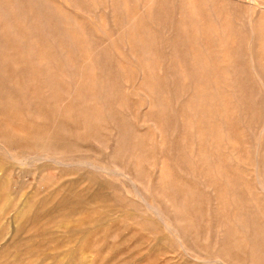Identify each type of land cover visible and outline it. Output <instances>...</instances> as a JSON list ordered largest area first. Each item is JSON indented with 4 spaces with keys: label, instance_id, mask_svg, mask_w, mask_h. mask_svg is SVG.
Segmentation results:
<instances>
[{
    "label": "rangeland",
    "instance_id": "rangeland-1",
    "mask_svg": "<svg viewBox=\"0 0 264 264\" xmlns=\"http://www.w3.org/2000/svg\"><path fill=\"white\" fill-rule=\"evenodd\" d=\"M145 1L86 0L81 11L69 0H51V13L60 20L55 32L48 26L34 30L0 5V203L16 204L0 217V264H250V252L264 264V52L258 47L264 29L257 27H264V2L154 0L144 10ZM137 7L121 37L114 18L124 14L126 20ZM67 17L86 19L87 26H67ZM16 123L39 128V136L19 132ZM37 155L43 161L30 159ZM61 156L76 166H57L53 159ZM82 159L113 168L107 175L77 166ZM214 252L221 263L207 257Z\"/></svg>",
    "mask_w": 264,
    "mask_h": 264
},
{
    "label": "bare ground",
    "instance_id": "bare-ground-1",
    "mask_svg": "<svg viewBox=\"0 0 264 264\" xmlns=\"http://www.w3.org/2000/svg\"><path fill=\"white\" fill-rule=\"evenodd\" d=\"M54 1V0H53ZM86 0H69V2H70V4H71V6H72V4H73V6H75L76 8H78V9H81V11H83L84 9V2H85ZM90 3H94V5H98V4H102V3H105L107 0H88ZM113 1V0H112ZM174 1V0H173ZM253 1V0H252ZM260 1H263L264 2V0H260ZM154 2V0H146L143 4H142V7H143V9L144 10H146L147 8H149L150 7V5L152 4ZM255 2V1H254ZM263 2H262V4H263ZM60 3V2H59ZM63 3V2H62ZM126 3L127 4H131V0H126ZM178 3V2H177ZM253 3V2H252ZM251 3V4H252ZM255 3H257V2H255ZM51 4V0H0V5L2 6V8L4 9V11L3 12H5V14L8 16V13H10V11H16V12H18V14L21 16V18L23 19V21H24V23H25V25H27L28 27H30V28H33L34 30H41V29H43L44 27H46V26H48V28L51 30V29H53L52 31H56L57 30V28L60 26V20H59V18L58 17H55V15H52V13H51V11H52V6L50 5ZM174 4V3H173ZM254 4V3H253ZM253 4H252V6H253ZM62 5V4H61ZM67 5V4H66ZM113 6H114V4H112ZM257 5V4H256ZM70 6V7H71ZM88 6V5H87ZM251 6V7H252ZM69 7V8H70ZM141 7V6H140ZM223 7V6H222ZM221 7V8H222ZM258 7V6H257ZM153 8V7H152ZM208 8H209V6H208ZM253 8V7H252ZM71 9V8H70ZM83 9V10H82ZM255 9V8H254ZM73 10H74V8H73ZM86 10V9H85ZM91 10V9H90ZM116 10V9H115ZM152 10V9H151ZM211 10V9H210ZM69 11V10H68ZM79 11V10H78ZM99 11V10H98ZM262 11H264V10H262ZM70 12H72V11H70ZM87 12V11H86ZM92 12V11H91ZM175 12V11H174ZM72 13H74V12H72ZM93 13V12H92ZM138 7H137V9L135 10V12L133 11H128L127 12V18H126V20H124V14L122 15L121 14V16L119 17V18H117V17H115L114 18V24L118 27V29H117V33L121 36V37H123V34H124V32L125 31H127L129 28H130V26L132 25V23H133V21L136 19V17H137V15H138ZM150 13V10H148V14ZM213 13V12H212ZM256 13V12H255ZM258 13V12H257ZM256 13V14H257ZM47 14H50V16L51 17H49ZM260 14V13H259ZM12 15V14H11ZM77 16V15H76ZM91 16V15H90ZM96 16V15H95ZM219 16V15H218ZM262 16H263V14H262ZM261 16V18L262 19H264L263 17ZM9 17H10V15H9ZM80 17H83V16H81V14H80ZM92 17H93V15H92ZM97 17V16H96ZM173 17H175V16H173ZM177 17H178V15H177ZM196 17V16H195ZM215 17V16H214ZM254 17H255V14H254ZM1 18V17H0ZM88 18H89V16H88ZM224 18V17H223ZM256 18L257 17H255V20H254V23H256L255 21H256ZM13 19V18H12ZM65 19V18H64ZM91 19H93V18H91ZM261 19V20H262ZM14 20V19H13ZM86 19H84V20H80V19H78L77 17L76 18H74L73 20H71L69 17H67L66 19H65V25H67V26H72V27H76L77 28V26H81V27H83V29L87 26V23H86V21H85ZM94 20V19H93ZM92 20V22H94ZM96 20V19H95ZM257 20H259V18L257 19ZM12 21V20H11ZM102 21L104 22V20L102 19ZM142 21H145V20H142ZM216 21H217V19H216ZM232 21V20H231ZM231 21L229 22V23H231ZM260 21V20H259ZM8 22V21H7ZM14 22V21H13ZM22 22V21H21ZM90 22V21H89ZM88 22V23H89ZM175 22H176V20H175ZM174 22V23H175ZM264 23V22H263ZM17 24V23H16ZM257 24V23H256ZM19 26V25H18ZM115 26V27H116ZM171 26H172V24H171ZM199 26V25H198ZM65 27V26H64ZM97 27V26H96ZM258 28H260V30H262V29H264V27L262 26V25H259V22H258V26H257ZM71 28V27H70ZM69 28V29H70ZM239 28V27H238ZM64 29V28H63ZM240 29V28H239ZM252 29V28H251ZM19 30H20V27H19ZM77 30V29H76ZM133 30V29H132ZM220 30V29H219ZM68 31V30H67ZM75 31V30H74ZM80 31V30H79ZM248 31V30H247ZM37 32V31H36ZM64 32V31H63ZM78 32V31H77ZM176 32V31H175ZM220 32V31H219ZM243 32V31H242ZM250 32V31H249ZM263 32V31H262ZM24 33V32H23ZM35 33V32H34ZM38 33V32H37ZM165 34H166V31L164 32ZM260 33V32H259ZM85 34V33H84ZM34 35V34H33ZM35 35H36V33H35ZM34 35V36H35ZM81 35H83V34H81ZM251 34L249 33V36H250ZM21 36V35H20ZM55 36H57V35H55ZM144 36H145V34H144ZM222 36V35H221ZM220 36V37H221ZM249 36H247V38L249 37ZM19 37V36H18ZM38 37V36H37ZM148 37V36H147ZM162 37V36H161ZM216 37V36H215ZM218 37V36H217ZM241 37V36H240ZM41 38V37H40ZM134 38V37H133ZM256 38V37H255ZM31 39V38H30ZM251 39V38H250ZM259 39V42H258V47H259V49H262V51L264 52V34L260 37V38H258ZM33 40H35V39H33ZM136 40H137V38H136ZM168 40V39H167ZM239 40H240V38H239ZM244 40V39H243ZM249 40V39H248ZM247 40V41H248ZM58 41V40H57ZM62 40H60V42H61ZM85 41V40H84ZM83 41V42H84ZM218 41V40H217ZM224 41V40H223ZM242 41V40H241ZM258 41V40H257ZM109 42V41H108ZM111 43V42H110ZM162 43V42H161ZM225 43V42H224ZM249 43V42H248ZM40 44V43H39ZM77 44V43H76ZM84 44V43H83ZM122 44V43H121ZM136 44V43H135ZM137 44H140V42H138ZM241 44V43H240ZM245 44H247V43H245ZM255 44V43H254ZM254 44H252V46L254 45ZM1 45V44H0ZM3 45V44H2ZM62 45H64V44H62ZM223 45V44H222ZM251 45V44H250ZM255 45H257V44H255ZM11 46V45H10ZM35 45H33V47H34ZM41 46H43V45H41ZM160 46H162V45H160ZM14 47V45L12 46V48ZM69 47V46H68ZM108 47V46H107ZM137 47H138V45H137ZM170 47V46H169ZM246 48H247V46H245ZM253 47H255V46H253ZM252 47V48H253ZM11 48V49H12ZM15 48V47H14ZM13 48V49H14ZM41 48V47H40ZM43 48V47H42ZM46 48H47V46H46ZM46 48H45V50H46ZM63 48V47H62ZM71 49H72V47H70ZM80 48H82V47H80ZM199 48H201V47H199ZM245 48V49H246ZM13 49L11 50V51H13ZM44 49V48H43ZM49 49H51V48H49ZM64 49V48H63ZM70 49V50H71ZM84 50H86L85 48H83ZM139 49V48H138ZM162 49H163V47H162ZM167 49V48H166ZM258 49V50H259ZM108 50H109V47H108ZM171 50V49H170ZM247 50V49H246ZM249 50V49H248ZM247 50V51H248ZM254 50H255V48H254ZM81 51H82V49H81ZM103 51V50H102ZM260 51V50H259ZM85 52V51H84ZM105 52V51H104ZM139 52H140V49H139ZM169 52V51H168ZM228 52V51H227ZM250 52V51H249ZM249 52H247V54L249 53ZM254 52V51H253ZM14 53V52H13ZM16 53V52H15ZM20 53V52H19ZM145 53V52H144ZM246 53V52H245ZM21 54V53H20ZM114 54V53H113ZM168 54V53H167ZM228 54V53H227ZM240 54V53H239ZM9 55H10V52H9ZM27 55V54H26ZM30 55H32L31 54V52L29 53V56ZM69 55H72L73 56V60L75 61V59H74V57H75V51H70L69 52ZM86 55H87V53H86ZM144 55H146V54H144ZM81 56V55H80ZM205 56V55H204ZM228 56V55H227ZM248 56H251V55H248ZM14 56H12V58H13ZM20 57H21V55H20ZM27 57V56H26ZM33 57V56H32ZM71 57V56H70ZM102 57H104V56H102ZM153 57V56H152ZM245 57H246V55H245ZM12 58L10 57V59L12 60ZM16 58V57H15ZM75 58H77V57H75ZM79 58V57H78ZM78 58H77V60H78ZM83 58V57H82ZM85 58H87V57H85ZM105 58V57H104ZM118 58V57H117ZM142 58V57H141ZM154 58V57H153ZM219 58H221V57H219ZM247 58V57H246ZM19 60H20V58H18ZM22 59H24V58H22ZM109 59V58H108ZM119 59V58H118ZM164 59H165V57H164ZM244 59V58H243ZM259 59V58H258ZM263 59V58H262ZM16 60H17V58H16ZM45 60V59H44ZM79 60H81V59H79ZM99 60V59H98ZM143 60V59H142ZM199 60V59H198ZM201 61H202V58L200 59ZM204 60V59H203ZM244 60H246V59H244ZM247 60H249V59H247ZM13 61H14V58H13ZM18 61V60H17ZM16 61V62H17ZM46 61V60H45ZM90 61H91V58L90 57H88L85 61H83L84 62V64H85V62L86 63H90ZM128 61V60H127ZM150 61V60H149ZM230 61V60H229ZM253 61V60H252ZM264 61V60H263ZM83 62H82V64H83ZM99 62V61H98ZM129 62V61H128ZM131 62V61H130ZM22 63H25V59H24V62H22ZM75 63V62H74ZM120 63V62H119ZM135 63V62H134ZM142 63H143V61H142ZM149 63V62H148ZM243 63H245V62H243ZM247 63V62H246ZM28 64V63H27ZM51 64V63H50ZM73 64V63H72ZM81 64V63H80ZM123 64H124V62H123ZM221 64H222V62H221ZM31 65V64H30ZM30 65H28V66H30ZM108 65V64H107ZM126 65H128L127 64V62H126ZM151 65V64H150ZM149 65V66H150ZM223 65V64H222ZM251 65H253V64H251ZM258 65V64H257ZM50 66V65H49ZM133 66V64L131 65V67ZM163 66V65H162ZM202 66V65H201ZM224 66V65H223ZM243 66V65H242ZM35 67V66H34ZM43 68V66H40V68ZM82 67V66H81ZM103 67V66H102ZM106 67V66H105ZM126 67V66H125ZM128 67V66H127ZM250 67V66H249ZM254 67V66H253ZM253 67H252V69H253ZM49 68V67H48ZM101 68V67H100ZM107 68V67H106ZM106 68H103V69H106ZM109 68V67H108ZM108 68L106 69V70H108ZM149 68V67H148ZM222 68V67H221ZM256 69L258 68V67H255ZM255 68L253 69V70H255ZM262 68H264V66L262 67ZM36 69H38V68H36ZM51 69V68H50ZM49 69V70H50ZM54 69V68H53ZM69 69V68H68ZM112 69V68H111ZM128 69V68H127ZM224 69V68H223ZM27 70H28V67H27ZM35 70V69H34ZM52 70V69H51ZM109 70H110V68H109ZM152 70V69H151ZM252 70V71H253ZM38 71H40V70H38ZM37 71V72H38ZM48 71V70H47ZM54 71V70H53ZM82 71H83V69H82ZM82 71H81V73H82ZM111 71V70H110ZM113 71H114V68L112 69V71H111V73L113 74ZM128 71H131V70H128ZM231 71V70H230ZM257 71V70H256ZM255 71V72H256ZM23 72V71H22ZM36 72V73H37ZM51 71H49L48 73H50ZM117 72V71H116ZM125 72H127V71H125ZM140 72V71H139ZM241 72H242V70H241ZM254 72V71H253ZM260 72V71H259ZM23 73H26L25 71L23 72ZM68 73V72H67ZM81 73H80V75H81ZM98 73V72H97ZM122 72H120V74H121ZM231 73V72H230ZM243 73V72H242ZM32 75H33V73H31ZM51 74H52V72H51ZM55 74V73H54ZM58 74V73H57ZM69 74V73H68ZM112 74H111V76H112ZM253 74V73H252ZM27 75V74H26ZM30 75V74H29ZM59 75V74H58ZM150 75V74H149ZM230 75V74H229ZM244 75V74H243ZM254 76H255V78H258V77H256V73L255 74H253ZM261 75L263 76V74H262V72H261ZM260 75V76H261ZM48 76H50V79H52V77H51V75H48ZM53 76V75H52ZM102 76V75H101ZM105 76V75H104ZM120 76H122V75H120ZM163 75H161V77H162ZM30 77V76H29ZM55 77V76H54ZM58 77V76H57ZM56 77V78H57ZM91 77H93V75L91 76ZM123 77V76H122ZM121 77V78H122ZM152 77V76H151ZM168 77V76H167ZM166 78V77H165ZM169 78V77H168ZM27 79H29L30 80V78H27ZM123 79V78H122ZM150 79V78H149ZM153 79V78H152ZM210 79V78H209ZM244 79H245V77H244ZM260 79V78H259ZM41 80V79H40ZM57 80V79H56ZM70 80V79H69ZM125 80V79H124ZM154 80V79H153ZM224 80H225V78H224ZM258 80V79H257ZM28 81V80H27ZM165 81H167V80H165ZM210 81V80H209ZM260 81H262L263 82V80H260ZM18 82V81H17ZM16 82V83H17ZM53 82V81H52ZM57 82H58V80H57ZM64 82V81H63ZM85 82H86V80H85ZM93 82H95V81H93ZM103 82V81H102ZM170 82V81H169ZM61 83H62V81H61ZM89 83H90V81H89ZM165 83H167V82H165ZM257 83H258V81H257ZM29 84H31V83H29ZM45 84V83H44ZM53 84H55V82L53 83ZM52 84V85H53ZM110 84V86H111V83H109ZM144 84V83H143ZM234 84V83H233ZM261 84V83H260ZM52 85H50V86H52ZM66 85V84H65ZM104 85V84H103ZM153 85V84H152ZM154 85H156V84H154ZM231 85V84H230ZM24 86V85H23ZM26 86V85H25ZM60 86V85H59ZM58 86V84H57V87H59ZM84 86H85V84H84ZM89 86V85H88ZM87 86V87H88ZM16 87V86H15ZM28 89H29V87H28V85L26 86ZM47 87V86H46ZM56 87V86H55ZM61 87V86H60ZM136 87V86H135ZM148 87V86H147ZM213 87V86H212ZM262 87H263V85H262ZM51 88V87H50ZM99 88H101V87H99ZM247 88H248V86H247ZM264 88V87H263ZM4 89H6V88H4ZM28 89H27V91H28ZM31 89H32V87H31ZM94 89H96L95 87H94ZM147 89V88H146ZM1 90V89H0ZM54 90V89H53ZM61 90V89H60ZM65 90H66V88H65ZM64 90V91H65ZM100 90V89H99ZM108 90V89H107ZM214 90V89H213ZM264 90V89H263ZM3 91V90H2ZM50 91H51V89H50ZM55 91V90H54ZM53 91V92H54ZM57 91V90H56ZM70 91V90H69ZM68 91V92H69ZM95 91V90H94ZM103 91V90H102ZM29 92H31L32 93V90L30 91V89H29ZM48 92V91H47ZM63 92V91H62ZM86 92V91H85ZM147 92V91H146ZM151 92V91H150ZM201 92V91H200ZM227 92V91H226ZM6 93V92H5ZM72 93V92H71ZM98 93V92H97ZM148 93H149V91H148ZM163 93V92H162ZM165 93V92H164ZM227 93H229V92H227ZM41 94V93H40ZM45 94H46V92H45ZM54 94H56L55 92H54ZM57 94H58V92H57ZM83 94V93H82ZM93 94V93H92ZM155 94V93H154ZM234 94V93H233ZM233 94H232V96H233ZM5 95V94H4ZM3 94H2V96H4ZM38 95V94H37ZM59 95V94H58ZM88 95V94H87ZM91 95V94H90ZM107 95V94H106ZM1 96V98H3ZM9 96V95H8ZM48 96V95H47ZM47 96H45V98H47ZM67 96V95H66ZM82 96V95H81ZM86 96V95H85ZM85 96H84V98H85ZM91 96H93V95H91ZM109 96V95H108ZM217 96V95H216ZM29 97H31V95L29 96ZM60 97H63L62 95H60ZM95 97H97V96H95ZM99 97V96H98ZM102 97V96H101ZM144 97V96H143ZM215 97V96H214ZM8 98V97H7ZM32 98H34L33 96H32ZM87 98V97H86ZM104 98V97H103ZM146 98V97H145ZM167 98H168V96H167ZM166 98V99H167ZM218 98V97H217ZM258 98V97H257ZM10 99V98H9ZM7 100V101H10V100ZM31 99V98H30ZM53 100L55 99V97L54 98H52ZM50 100V101H53V100ZM57 99L59 100V102H58V104L59 103H61L62 105H64V104H66V103H64L63 104V100H65V99H61L62 101H60V98L59 97H57ZM107 99H108V97H107ZM259 99V98H258ZM261 99H263L264 100V98H262L261 97ZM2 100V99H1ZM32 101H34L33 99H31ZM37 100V99H36ZM124 100V102L126 101V99H123ZM144 100V99H143ZM148 100V99H147ZM146 100V101H147ZM219 100V99H218ZM235 100V99H234ZM257 100V99H256ZM48 100H45V102H47ZM55 101V100H54ZM67 101V100H66ZM65 101V102H66ZM95 101V100H94ZM105 101H107V100H105ZM149 101V100H148ZM252 101V100H251ZM254 101V100H253ZM11 102V101H10ZM56 102V101H55ZM55 102H54V104H52L53 106L55 105ZM71 102V101H70ZM74 102V101H73ZM181 102V101H180ZM216 102V101H215ZM220 102H221V100H220ZM31 103V102H30ZM51 103V102H50ZM91 103V102H90ZM95 103H96V101H95ZM98 103V102H97ZM106 103H108V101L106 102ZM144 103H145V101H144ZM150 103L152 104V100H150ZM179 103V102H178ZM3 104H4V102H3ZM27 104V103H26ZM46 104H48V103H45L44 105H46ZM60 104V105H61ZM112 104V103H111ZM146 104V103H145ZM5 105V104H4ZM43 105V106H44ZM49 105V104H48ZM96 104H94V106H95ZM99 105V104H98ZM113 105V104H112ZM154 105V104H153ZM68 106V105H67ZM255 106H256V104H255ZM263 105H261V107H262ZM35 107V105L33 106V108ZM37 107V106H36ZM42 107V106H41ZM89 107V106H88ZM101 107V106H100ZM156 107V106H155ZM222 107V106H221ZM260 107V106H259ZM32 108V109H33ZM38 108V107H37ZM47 108V107H46ZM57 108H59V105H58V107ZM62 108H63V106H62ZM91 108V107H90ZM103 108V107H102ZM158 108V107H157ZM255 108H257V107H255ZM25 109V108H24ZM42 110H43V107L41 108ZM49 109H50V107H49ZM55 109V108H54ZM61 109V108H60ZM63 109H65V107L63 108ZM92 109V108H91ZM10 110H11V108H10ZM12 110H13V108H12ZM16 110H17V108H16ZM35 111H36V109H34ZM39 110V109H38ZM37 110V111H38ZM42 110H40V111H42ZM47 110V109H46ZM58 110V109H57ZM62 110V109H61ZM69 110V109H68ZM90 110V109H89ZM92 110H94V109H92ZM109 109H107L106 111H108ZM220 110V109H219ZM241 110V109H240ZM19 111H21V110H19ZM39 111V112H40ZM66 111H67V108H66ZM233 111V110H232ZM235 111V110H234ZM64 112V111H63ZM154 112V111H153ZM29 113V112H28ZM41 113V112H40ZM39 113V118H40V114ZM44 114L45 113H47V112H43ZM42 113V114H43ZM61 113V112H60ZM65 113V112H64ZM71 113V112H70ZM191 113V112H190ZM34 115H35V113H34ZM33 115V116H34ZM58 115H59V110H58ZM65 115H66V113H65ZM69 115V114H68ZM67 115V116H68ZM96 115H97V113H96ZM116 116H117V114H115ZM153 115V114H152ZM8 116V115H7ZM18 116H20V115H18ZM17 116V117H18ZM38 115H36V117H37ZM71 116V115H70ZM155 116V115H154ZM160 116V115H159ZM227 116V115H226ZM233 116V115H232ZM241 116V115H240ZM250 116V115H249ZM23 117V116H22ZM21 117V118H22ZM42 117H43V115H42ZM60 116H58V118H59ZM97 117H99V116H97ZM161 117V116H160ZM15 118V117H14ZM38 118V117H37ZM48 118H49V116H48ZM63 118V117H62ZM113 118V117H112ZM224 118V117H223ZM239 118V117H238ZM8 119V118H7ZM115 119H117V118H115ZM161 119V118H160ZM191 119V118H190ZM190 119H189V121H190ZM233 119V118H232ZM241 119V118H240ZM12 120V119H11ZM38 120V119H37ZM247 120V119H246ZM39 121V120H38ZM45 121V120H44ZM44 121H42V122H44ZM161 121V120H160ZM192 121H194L193 119H192ZM242 121V120H241ZM46 122V121H45ZM97 122V121H96ZM219 123H220V121H218ZM4 123H8V122H4ZM9 123H11V122H9ZM192 123V122H191ZM51 124V123H50ZM50 124L48 123V125L50 126ZM59 124V127H60V130H62V128H61V126H60V123H58ZM99 124V123H98ZM151 124V123H150ZM179 124V123H178ZM189 124H190V122H189ZM260 124V123H259ZM14 125V124H13ZM16 125H17V123H16ZM15 125V126H16ZM46 125V124H45ZM53 125V124H52ZM219 125H221V124H219ZM257 125V124H256ZM261 125V124H260ZM14 126V127H15ZM19 125H17V127H18ZM28 126H29V124H28ZM28 126H26V127H23L22 125H21V127H18L17 129H18V131L19 132H22L23 134L24 133H27V134H29V133H34L36 136H39V132L37 131L39 128H37L38 126H36V130H35V128H34V130H32V129H26ZM55 126H56V124H55ZM54 126V127H55ZM192 126V125H191ZM40 127H42V126H40ZM52 127V126H51ZM58 127V126H57ZM64 127V126H63ZM66 127V126H65ZM79 127H81V126H79ZM91 127V126H90ZM89 127V128H90ZM100 127V126H99ZM179 127V126H178ZM254 127V126H253ZM6 128H7V126H6ZM49 128V127H48ZM53 128V127H52ZM51 128V129H52ZM88 128V131H90V129ZM92 128V127H91ZM222 128V127H221ZM55 130H56V128H54ZM64 129V128H63ZM66 129H68V128H66ZM79 129V128H78ZM82 129V128H81ZM80 129V130H81ZM83 129H84V126H83ZM86 129V128H85ZM108 129V128H107ZM262 129V128H261ZM53 130V129H52ZM60 130H58V132L60 131ZM65 130V129H64ZM69 130V129H68ZM87 130V129H86ZM85 130V131H86ZM92 130V129H91ZM93 130H94V128H93ZM98 130V129H97ZM96 130V131H97ZM104 130H106V129H104ZM112 130V129H111ZM125 130V129H124ZM123 130V131H124ZM129 130V129H128ZM171 130V129H170ZM195 130V129H194ZM250 130H251V128H250ZM9 131V130H8ZM35 131V132H34ZM71 131V130H70ZM69 131V132H70ZM95 131V132H96ZM109 131H110V128H109ZM127 131V130H126ZM130 131V130H129ZM191 131V130H190ZM7 132V131H6ZM18 132V133H19ZM57 132V133H58ZM64 132V131H63ZM102 132V131H101ZM193 132V131H192ZM15 133H16V131H15ZM71 133V132H70ZM91 133V132H90ZM94 133V132H93ZM130 133H132L131 131H130ZM164 133V132H163ZM226 133V132H225ZM259 133V132H258ZM33 134V135H34ZM63 134V133H62ZM61 134V135H62ZM85 134H86V132H85ZM87 134H88V132H87ZM86 134V135H87ZM96 134V133H95ZM154 134V133H153ZM22 135V134H21ZM58 135H59V133H58ZM60 135V136H61ZM64 135V134H63ZM82 135V134H81ZM97 135V134H96ZM193 135V134H192ZM22 136H24V135H22ZM59 136V137H60ZM91 136V135H90ZM104 136V135H103ZM115 136V135H114ZM137 136V135H136ZM163 136V135H162ZM224 136V135H223ZM254 136H256V135H254ZM253 136V137H254ZM26 137V136H25ZM59 137H58V139H59ZM96 137H98V136H96ZM96 137H93V138H96ZM105 137V136H104ZM124 137H126V136H124ZM131 137V136H130ZM226 137V136H225ZM261 137V136H260ZM83 138V137H82ZM88 138V137H87ZM93 138H91L93 141H95ZM102 138V137H101ZM101 138L100 137H98L97 139H100L101 140ZM112 138V137H111ZM115 138V137H114ZM114 138H113V140H114ZM122 138H123V135H122ZM121 138V139H122ZM138 138V136L136 137V139ZM255 138V137H254ZM84 139V138H83ZM109 139V138H108ZM119 139V138H118ZM118 139H116L117 141H118ZM121 139H120V141H121ZM250 139H252V138H250ZM60 140V139H59ZM227 140H228V138H227ZM227 140H226V142H227ZM249 140V139H248ZM254 140V139H253ZM258 140V139H257ZM102 141V140H101ZM119 141V142H120ZM157 141H159L158 139H157ZM96 142V141H95ZM118 142V143H119ZM122 142V141H121ZM124 143V142H123ZM136 142H134V144H135ZM192 143V142H191ZM237 143V142H236ZM61 144H63V143H61ZM106 144H108L109 145V141H108V143H106ZM116 144V143H115ZM228 144H229V142H228ZM258 144V143H257ZM105 145V144H104ZM127 145V144H126ZM192 145V144H191ZM226 145V144H225ZM244 145V144H243ZM255 145V144H254ZM59 146V145H58ZM61 146V145H60ZM59 146V147H60ZM101 146V145H100ZM115 146H117V144L115 145ZM121 145H119V147H120ZM132 146H135V145H132ZM142 146H143V144H142ZM55 147V146H54ZM191 147V146H190ZM189 147V148H190ZM196 147V146H195ZM246 147V146H245ZM253 148H254V146H252ZM57 148V144H56V147H55V149ZM116 149H117V147H115ZM120 148H124V150H128V149H125L126 148V146H124V144H123V146H121ZM192 149H193V146L191 147ZM263 148V147H262ZM261 148V149H262ZM65 149V148H64ZM252 149V148H251ZM256 149H257V147H256ZM260 149V150H261ZM60 150V149H59ZM63 150V149H62ZM115 150V149H114ZM113 150V151H114ZM122 150V149H121ZM120 149H119V151H121ZM130 150V149H129ZM249 150V149H248ZM253 150V149H252ZM56 151V150H55ZM108 151V150H107ZM131 151V150H130ZM251 151V150H250ZM47 152V151H46ZM48 152H49V150H48ZM52 152H53V149H52ZM59 152V151H58ZM126 151H124V153H125ZM197 152H198V150H197ZM196 152V153H197ZM228 152V151H227ZM259 152H261V151H259ZM258 152V153H259ZM62 153H63V151H62ZM62 153H60V154H62ZM114 153H116L115 151H114ZM118 153V152H117ZM119 153H122V152H119ZM131 153H132V151H131ZM135 153V152H134ZM253 153H254V151H253ZM257 153V152H256ZM256 153H255V155H256ZM42 154H44V153H42ZM48 154V153H47ZM57 154V153H56ZM126 154V153H125ZM130 154V153H129ZM195 154V153H194ZM202 154V153H201ZM204 154V153H203ZM218 154V153H217ZM230 154V153H229ZM250 154H252V153H250ZM41 155V154H40ZM38 156L37 158H35V157H30V159H35V161H36V159H37V161L40 159V160H42L43 161V159H44V157H46L47 155L45 154V156L44 157H42V156ZM120 155V154H119ZM119 155H117V156H119ZM123 156H125L124 154H122ZM127 155V154H126ZM134 155V154H133ZM136 155H138L137 153H136ZM254 155V156H255ZM53 156H55L54 154H53ZM58 156L60 157V155L58 154ZM63 156V155H62ZM61 156V159L62 160H58V159H55V157H54V159L53 160H55L54 162L57 164V166H59L60 164H63V165H69V166H72L74 163H72L73 162V160L71 159V160H69L68 159V161L67 160H64L63 159V157ZM112 156H115V154H113ZM123 156H122V158H123ZM135 156V155H134ZM195 156V155H194ZM49 157H51L50 155H49ZM127 157L128 156H126V159H127ZM138 157H139V155H138ZM137 157V158H138ZM141 157V156H140ZM139 157V158H140ZM188 157H190V156H188ZM251 157V156H250ZM255 157H257V156H255ZM46 158H48V157H46ZM70 158V157H69ZM114 158H116V156L114 157ZM249 158V157H248ZM252 158V157H251ZM16 159V158H15ZM67 159V158H66ZM113 159V158H112ZM121 158L119 157V160H120ZM126 159H124V161L126 160ZM133 159H135V158H133ZM255 159V158H254ZM253 159V160H254ZM259 159H260V157H259ZM17 160V159H16ZM39 160V161H40ZM47 160H49V158L47 159ZM114 160V159H113ZM132 160V159H131ZM137 160V159H136ZM141 160V159H140ZM205 160V159H204ZM232 160V159H231ZM239 160V159H238ZM20 161V163L19 164H23L25 161H26V159H23V160H19ZM33 161V160H32ZM38 161V162H39ZM46 161V160H45ZM115 161V160H114ZM113 161V162H114ZM16 162V161H15ZM41 162V161H40ZM54 163V164H55ZM72 163V165H70ZM76 163H77V166H82V167H91V168H93V169H95V170H97V172H104V173H107V175H108V171L110 170H108L107 168H110L111 166H108L107 168H106V166H104V165H102V164H100L99 163V165H97V164H95V163H93V162H91V161H87V160H77L76 161ZM121 163V162H120ZM122 163H123V161H122ZM127 162H125L124 164H126ZM78 164H80V165H78ZM257 164V163H256ZM62 165V166H63ZM66 165V166H67ZM75 165V164H74ZM106 165H108V164H106ZM132 165V164H131ZM134 165H136V162H135V164ZM22 166V165H21ZM76 166V165H75ZM137 166V165H136ZM60 167V166H59ZM194 167V166H193ZM206 167V166H205ZM211 167H213V166H211ZM111 168H113V167H111ZM134 168H136V167H134ZM138 168V167H137ZM242 168H243V166H242ZM245 168V167H244ZM253 168V167H252ZM255 168V167H254ZM213 169V168H212ZM124 170V169H123ZM137 170V169H136ZM195 170V169H194ZM252 170H254V169H252ZM135 171V170H134ZM213 171V170H212ZM256 171V170H255ZM254 171V172H255ZM124 172V171H123ZM135 172H137V171H135ZM138 172H139V170H138ZM215 172V171H214ZM118 173V172H117ZM256 173V172H255ZM254 173V175L256 176V174ZM119 174L120 175H122V176H124L123 178H125L126 177V175H125V173H121V172H119ZM134 174V173H133ZM160 174L162 175L163 173H161L160 172ZM210 174V173H209ZM250 174H252V173H250ZM135 175H137V174H135ZM134 175V176H135ZM214 175V174H213ZM253 175V176H254ZM261 175H262V173H261ZM170 177V176H169ZM204 177V176H203ZM251 177V176H250ZM263 177V179H264V175L262 176ZM5 178V177H4ZM127 178H128V174H127ZM172 178V177H171ZM215 178H216V176H215ZM126 179V178H125ZM129 179H131V178H129ZM133 179H134V177H133ZM135 179H138V178H136L135 177ZM140 179V178H139ZM170 179V178H169ZM204 179H205V177H204ZM219 179V178H218ZM222 179H223V177H222ZM262 179V180H263ZM165 180V179H164ZM207 180V179H206ZM217 180V179H216ZM253 180H257V177H256V179H253ZM125 181V180H124ZM123 181V182H124ZM127 181V180H126ZM131 181V180H130ZM138 181V180H137ZM140 181V180H139ZM143 181V180H142ZM166 181V180H165ZM169 181H173L174 182V179L172 180H169ZM176 181V180H175ZM204 181V180H203ZM244 181H246L245 179H244ZM128 182V181H127ZM141 182V181H140ZM162 182V181H161ZM256 182V181H255ZM3 183V182H2ZM129 183V182H128ZM131 183L133 184V181L132 182H130V184L129 185H131ZM170 183V182H169ZM204 183V182H203ZM258 182H256V184H257ZM259 183H261V181L259 182ZM143 184V183H142ZM171 184V183H170ZM228 184V183H227ZM256 184H255V186H256ZM262 184V183H261ZM134 185H135V183H134ZM133 185V186H134ZM144 185V184H143ZM173 186H175L174 185V183L172 184ZM205 185V184H204ZM139 186V185H138ZM144 186H146V185H144ZM160 186H162L161 184H160ZM164 186V185H163ZM162 186V187H163ZM147 187V186H146ZM161 187V188H162ZM228 187V186H227ZM257 187V186H256ZM262 186L260 185V188H261ZM143 188V187H142ZM160 188V189H161ZM171 188H174V187H171ZM213 188V187H212ZM135 189H137L136 187H135ZM208 189V188H207ZM230 189V188H229ZM262 189V188H261ZM142 190H144V189H142ZM173 190V189H172ZM227 190V189H226ZM256 190V189H255ZM260 190V189H259ZM263 190V189H262ZM245 192V191H244ZM261 192V191H260ZM138 194V193H137ZM258 194H261V193H258ZM184 194H182L181 196H183ZM212 195V194H211ZM222 195V194H221ZM221 195H219L218 197H220ZM225 195H226V193H225ZM13 196V195H12ZM11 196V197H12ZM136 196V195H135ZM138 196H139V194H138ZM180 196V197H181ZM227 196V195H226ZM260 196H262V195H260ZM180 197H176V198H180ZM184 197V196H183ZM257 197V196H256ZM139 198H141V197H139ZM251 198V197H250ZM10 199V198H9ZM15 199V198H14ZM181 201H183V199H185V197L184 198H182L181 197ZM1 200V199H0ZM141 200V199H140ZM143 200V199H142ZM142 200H141V202H142ZM253 200V199H252ZM260 200V199H259ZM8 201V200H7ZM179 201V200H178ZM180 201V202H181ZM228 201V200H227ZM232 201V200H231ZM260 201H262V200H260ZM1 202V201H0ZM9 202H15V200H13V201H11V199H10V201H8V203H6L5 205H1V203H0V217L1 216H8L11 212H13L14 211V205H16V204H11V203H9ZM17 202V201H16ZM26 202H35V200H33V199H28ZM144 202H145V200H144ZM148 202V201H147ZM248 202V201H247ZM149 203V202H148ZM148 204L146 203V206H147ZM231 205H232V203H231ZM149 206H151V205H149ZM148 206V207H149ZM223 207H224V205H223ZM226 207V206H225ZM149 208H151V207H149ZM231 208V207H230ZM244 208V207H243ZM152 209L154 210V208L152 207ZM156 209V208H155ZM222 209V208H221ZM157 210V209H156ZM156 210H154L155 212H156ZM232 210H233V208H232ZM243 210V209H242ZM158 211V210H157ZM217 211H219L220 212V210L218 209ZM231 211V210H230ZM246 213V212H245ZM249 214V213H248ZM241 215V214H240ZM246 216H248L247 214H246ZM250 216V215H249ZM246 218V217H245ZM240 219V218H239ZM238 219V220H239ZM224 220V219H223ZM231 220V219H230ZM230 220H229V222H230ZM233 220V219H232ZM251 220V219H250ZM222 221V220H221ZM240 221V220H239ZM243 221V220H242ZM246 221V220H245ZM228 222V223H229ZM232 222V221H231ZM230 222V223H231ZM241 222V221H240ZM227 223V224H228ZM243 223V222H242ZM254 223V222H253ZM233 224V223H232ZM243 225H244V223H243ZM246 225V224H245ZM251 225H252V223H251ZM229 226V225H228ZM234 226V225H233ZM240 226H242V225H240ZM248 226V225H247ZM253 226V225H252ZM255 226V225H254ZM233 228H236V227H233ZM19 229L20 228H17V230L19 231ZM248 229H249V227H248ZM251 229V228H250ZM173 230V229H172ZM235 231H236V229H235ZM254 230H252V232H253ZM69 232V231H68ZM252 234H254V233H252ZM257 234V233H256ZM246 235V234H245ZM247 235H249V234H247ZM258 235V234H257ZM262 236H264V234L262 233ZM220 237V236H219ZM241 237L242 236H240L239 238L241 239ZM253 237V236H252ZM251 238V237H250ZM262 238V237H261ZM11 239V238H10ZM218 239V238H217ZM230 239V238H229ZM238 239V238H237ZM252 239V238H251ZM255 240H256V237L254 238ZM258 239V241H260L259 240V238H257ZM227 240V238L224 240V241H226ZM232 241V240H231ZM230 241V242H231ZM261 241H262V239H261ZM260 241V242H261ZM264 241V240H263ZM228 242V241H227ZM260 242H259V244H260ZM254 243V242H253ZM256 243V242H255ZM254 243V244H255ZM6 245H7V242L5 243ZM11 244V243H10ZM253 244V245H254ZM9 245V244H8ZM7 245V246H8ZM225 245H227V243L225 244ZM232 246V245H231ZM258 247H259V245H258ZM253 248V247H252ZM256 247H254V249H255ZM189 250H190V248H189ZM247 250V249H246ZM245 251V250H244ZM250 252V251H249ZM257 252V251H256ZM258 252H260V251H258ZM227 253H230V252H227ZM242 253V252H241ZM239 254V253H238ZM251 254V260H250V264H258L257 263V260H256V257L254 256V254L253 253H249V255ZM264 254V253H263ZM68 255H72L71 253L70 254H68ZM243 255V254H242ZM246 255H247V251H246ZM245 256V255H244ZM207 257H209V258H213V259H216L218 262H222V260H221V258L222 257H220V255L219 254H217V253H212V254H210V255H208ZM228 257H230V259H231V255L230 254H228ZM262 257V256H261ZM264 257V256H263ZM252 258H253V260H252ZM67 260H69V259H67ZM209 260V259H208ZM233 260V259H232ZM70 261H68L67 263H69ZM85 262H83L82 264H84ZM227 263H229V262H227ZM249 264V263H248ZM260 264V263H259Z\"/></svg>",
    "mask_w": 264,
    "mask_h": 264
}]
</instances>
